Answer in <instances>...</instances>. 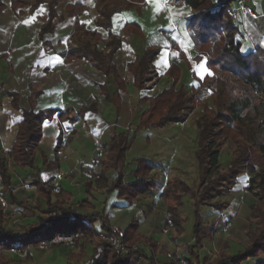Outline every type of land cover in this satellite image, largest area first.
<instances>
[{
	"label": "crops",
	"instance_id": "1",
	"mask_svg": "<svg viewBox=\"0 0 264 264\" xmlns=\"http://www.w3.org/2000/svg\"><path fill=\"white\" fill-rule=\"evenodd\" d=\"M16 1L0 0L4 4L0 10L1 155L5 157L14 147L25 112L47 114L56 111V114L42 125L35 168H23L12 160L7 162L12 176L11 192L17 201L15 203L7 193L11 210H21L25 218H32H24L27 225L14 230L7 227L6 219L0 215L2 227L18 234L38 224L40 216L49 217L48 200L38 190L36 182L51 180L49 186L58 185L61 191L68 194L65 207L73 208L78 214L99 213L108 218L112 227L123 230L137 220L138 233L153 239L160 246L157 254L159 264L171 263L170 255L187 256V246L195 242L197 204L191 194L184 195L180 208L184 220L183 233H178L174 228L168 233L163 232L169 212L168 202L162 193L175 178L165 174L157 162L161 154L155 141L163 134L162 140L172 144L185 121L162 128L138 129L141 117L149 107V103L142 99L148 98V81L151 78L149 73L147 88L140 90L135 86L134 76L128 67L141 58L149 47L156 46L160 52L150 72H157L163 80L162 89L156 95L172 83L166 73L173 63H177L181 69L178 87L184 86L189 92L198 89L200 92V82L213 73L207 67L206 57L196 60L198 55L187 31L188 19L194 13L192 8L186 4L176 6L168 0H160L159 4L155 0H145L138 8L115 13L108 30L98 24L100 14L95 7L96 0H62L56 6V13L63 18L62 21L54 18L55 30L42 35L50 18L49 4L43 2L35 6L36 0H18L23 1L22 4ZM238 1L233 3V7L238 5ZM244 3L259 17L252 18L246 12H239L234 22L240 28L243 50L255 52L258 47L264 49V0H244ZM68 4H80L86 9L78 18H73L68 14ZM76 20L79 28H75ZM134 24L141 34L125 31L127 25ZM86 32L91 35H86ZM112 37L119 40L112 43ZM68 39L72 42L69 43ZM90 51L101 54V57L89 56ZM99 59L104 60L103 67L98 66L103 63ZM114 73H118L119 79ZM12 94L17 95L16 103ZM115 96H119L118 104L113 100ZM60 112L63 116L61 119L68 123L73 133L70 142L56 151L62 129ZM127 133L134 138L126 153L123 183L132 186L139 180L153 178L156 184L151 192L137 195L133 200L122 197L119 190H109L118 177L116 169H109L106 173L108 187L97 184L95 178L83 177L77 171L90 169V161L97 156V144L105 146L102 156L105 157L112 138ZM174 149H169L168 159H184L174 153ZM140 161L144 162L141 169ZM58 174L66 176L58 180ZM242 198H245L246 205L240 204ZM58 200L59 194L54 188L52 202ZM254 200L253 195L245 190L243 182L236 184L233 192L221 200L228 204L224 213L230 216L234 224L230 232L221 226L222 212L209 205L200 206L201 224L207 235L203 247L196 248L202 262L216 260L221 249L235 257L247 249V230L242 232L238 224L243 220L247 222ZM82 202L86 204L79 206ZM95 229L98 231L97 225ZM141 248L150 254L147 246L142 244ZM83 249L80 254L56 245L47 251H39L35 247L23 250L3 249L0 246V264L92 263L96 253L95 241H87ZM131 264L149 263L139 253L133 256ZM242 264H264V253Z\"/></svg>",
	"mask_w": 264,
	"mask_h": 264
},
{
	"label": "trees",
	"instance_id": "2",
	"mask_svg": "<svg viewBox=\"0 0 264 264\" xmlns=\"http://www.w3.org/2000/svg\"><path fill=\"white\" fill-rule=\"evenodd\" d=\"M62 0H36L35 6L47 2L49 4L50 18L42 30V35L55 30L54 18L62 21V17L56 13V6ZM145 0H96V10L99 12L98 24L110 30L111 18L115 13L122 12L133 7H139ZM176 6L186 4L194 11L188 19L187 31L192 38L193 47L197 52L196 60L207 58V67L213 73L211 77L201 81V87L208 85L212 91L214 108L202 104L197 98L198 89L189 92L184 86L178 87L181 69L177 63H173L166 73L172 79L169 87L163 89L158 95L144 98L148 102L147 112L143 113L138 129L162 128L176 122H183L182 112L185 109L203 108V116L198 121L199 149L197 159L200 165L201 184H205L202 190L189 187L184 181L174 179L170 181L162 193V197L168 202V212L171 215L173 228L178 233H183V218L180 208L183 206L182 198L191 194L196 201L197 222L194 227L195 242L187 246V256H183L186 264H242L248 259L259 257L264 253V49L256 48L255 52H245L240 40V28L229 15V9L238 0H222L216 4L212 0H168ZM22 4L23 1H16ZM69 16L78 18L86 7L80 4H68ZM4 4L0 2V10ZM75 28H79L76 20ZM125 31H135L141 34L138 26L127 25ZM86 35H91L86 32ZM119 39L112 37V43ZM74 51V50H73ZM89 56L101 57V54L90 51ZM113 52V49L110 53ZM160 49L156 46L149 47L141 58L129 64V71L134 76V83L140 90L147 88L146 81L150 73L151 65L156 60ZM104 66V60L99 59ZM119 79L118 73H114ZM16 103L17 95L12 94ZM114 102L119 103V96L114 97ZM56 111L50 113L25 112L24 121L19 128L18 137L12 150L3 157L0 153V172L3 175L4 187L13 201L16 198L11 192L12 176L8 168V160H12L19 166L35 168L36 153L39 151V142L42 138V125L46 120L52 119ZM60 120L65 121L60 112ZM133 138L130 134L115 135L112 138L110 149L105 157L100 158L102 171L94 178L102 186L108 187L106 173L109 169H116L118 177L113 181L109 190H119L120 195L133 200L137 195L151 192L156 184L153 178L139 180L135 185H126L124 181V167L126 153L130 150ZM230 139L235 145L233 159L227 171L217 174L220 168V146L223 140ZM71 137L68 139L69 143ZM67 143H65L67 145ZM60 134L56 151L63 147ZM44 161L46 160L43 158ZM144 162L140 161V169ZM151 170L150 166L148 167ZM139 169V170H140ZM216 178H212L214 174ZM245 173L255 174L250 180L247 192H250L256 200L251 206L248 217L250 223L246 231L249 245L245 251L232 256L224 249L218 252L216 260L201 261L196 248L203 247V240L207 238L202 227V219L199 208L209 205L224 212L228 204L226 202H213L212 199L224 194L223 186L233 187L237 179ZM149 174V173H148ZM50 181H37L38 190L48 200L49 217H39V223L23 229L22 233L14 234L6 230L0 224V246L3 249L21 248L29 249L38 240H48L55 235H72L77 232L84 233L88 239L94 238L96 253L93 264H131L133 256L142 253L143 258L149 264H159L157 254L160 246L151 238H145L138 233V221L133 220L124 230L123 243L130 249L122 253L114 249L102 235L93 227L97 219L105 223L107 232L112 233L113 228L107 217L94 213L92 215L78 214L73 208H66L68 194L59 193V200L52 202V193L55 187L49 186ZM82 202L79 206H84ZM74 215L75 219L58 215ZM0 215L2 211L0 210ZM46 231H52V235L41 238ZM93 241V242H94ZM148 247L150 254L142 251L141 245ZM169 264H182L176 255Z\"/></svg>",
	"mask_w": 264,
	"mask_h": 264
},
{
	"label": "rangeland",
	"instance_id": "3",
	"mask_svg": "<svg viewBox=\"0 0 264 264\" xmlns=\"http://www.w3.org/2000/svg\"><path fill=\"white\" fill-rule=\"evenodd\" d=\"M239 12H243V11L239 10L238 13ZM236 15L237 13L234 16L232 15L230 16L234 19ZM68 42L71 43L72 42L71 39H68ZM150 78L151 80L148 81V96H154L162 89L163 80L160 79V76L155 71L150 72ZM185 82L186 81H184V83ZM196 97L200 99L202 104H205L211 108H214L213 101H212V91L208 85H205L204 87H202V89L200 90V92L197 94ZM202 110L203 108H201L200 106L193 110L185 109L182 112V117H184L185 122L183 123L182 126H180L181 132H178L177 134H175L172 144H169L168 142L166 141L164 142V140H162L164 137L163 134H160V136H158L157 139H155V141H157V147H158L157 149L160 150V154H161L158 157L159 161L157 162L160 163L161 167H163L161 169L164 171V173L170 176L172 179L175 178V179H180L184 181L188 186H190L191 188L195 190H202L204 188L203 186L205 185V184H201L203 182H201V179H200L201 170H200L199 161L197 159V151L199 149V133H200V129L197 124H198L199 119H201V117L204 114ZM172 148L173 149L175 148L174 153H176L179 156H183L184 159H179L177 161H174L173 158L168 159V154H170L169 149H172ZM236 149H237L236 145L230 139L222 141V144L220 146V156H219L220 168L217 174H221L229 169L230 164L233 159V150H236ZM163 155H165V157H163ZM14 169L16 170L17 168H14ZM217 174L215 173L212 178H216ZM254 176L255 174H251V173L242 174L238 177L237 184L239 182H243L245 184V190H247V188L250 185V180ZM234 186L229 187L228 185H224L223 190L224 191L226 190L224 194L217 198L212 199V201L217 202V201H221L225 199L227 194H230L231 192H233ZM255 203L256 201L254 200L253 204ZM240 204L246 205L245 198L241 199ZM244 210H246V208ZM2 214L4 218L6 219L7 227L9 229H14V230H19V228H22L24 225H27L25 224L27 222H24L23 220L32 218L31 216H27L25 218L24 215L18 214L16 210L15 211L10 210L7 215H5L3 212ZM222 214L227 216V219L230 223V226H227V224L222 223L221 226L223 227V230L225 229V231L227 232L232 231L234 228V224L232 223L230 216L228 214H225L224 212H222ZM242 218H243V214H242ZM249 226H250V223L248 222V220L247 222L244 220L240 221L238 224V227L242 228V232L243 230H247ZM98 231H99V228H98ZM51 235H52V231H46L43 233L41 238H46ZM241 237L245 239L243 235H241ZM37 250L46 251V250H40V249H37ZM83 250L84 249L82 248L81 251H77V250H73V251H76L77 253L81 254L83 253L82 252Z\"/></svg>",
	"mask_w": 264,
	"mask_h": 264
},
{
	"label": "built area",
	"instance_id": "4",
	"mask_svg": "<svg viewBox=\"0 0 264 264\" xmlns=\"http://www.w3.org/2000/svg\"><path fill=\"white\" fill-rule=\"evenodd\" d=\"M216 4H219L222 0H212ZM241 10L243 12H246L249 16L253 18H258L259 16L257 13L253 12L251 8L245 5L244 0H239L238 5L236 7H233L229 9V14L234 16L238 11ZM61 122L62 129H61V135H62V142L63 145L67 143L68 139L71 137L73 131L68 125L67 122ZM105 146L103 144H97L96 147V152L97 156L93 157V159L90 161V169H78V173L82 175L83 177L87 179H93L95 176L101 173L102 171V164L100 161V158L105 154ZM66 175L58 174L57 179L62 180ZM55 192L59 194L61 192V189L58 185H55ZM7 192L4 187V180H3V175L0 172V210L7 215L8 212L11 210V204L10 201L8 200L7 197ZM18 214L22 215L21 210L16 211ZM58 215L60 217L66 216L69 217L71 220L75 219L74 215H65L63 212H59ZM222 221L224 224H227V226H230V223L227 219L226 215L221 216ZM167 225L163 229L164 233H168L169 230L173 227V222L171 215H167ZM99 228V233L102 235V239L107 241L114 249L122 252V253H127L130 251L131 248L127 247L125 243H123V238H124V230L120 229L118 227H112L113 232L109 233L107 232V229L105 227V223L101 219H97L93 225V227ZM87 241H94V238L88 239L84 233L77 232L72 235L64 236V235H55L53 238L48 239V240H38L36 244L31 245L30 247H35L36 249L40 250H50L52 249L55 245L56 246H64L68 247L69 249L72 250H77L81 251L83 246L86 244ZM29 247V248H30ZM184 256V255H183ZM183 256H179L178 258L181 259L182 264H186L185 260L183 259ZM170 258L173 257V255L169 256ZM93 264V263H90Z\"/></svg>",
	"mask_w": 264,
	"mask_h": 264
},
{
	"label": "snow or ice",
	"instance_id": "5",
	"mask_svg": "<svg viewBox=\"0 0 264 264\" xmlns=\"http://www.w3.org/2000/svg\"><path fill=\"white\" fill-rule=\"evenodd\" d=\"M149 2H153V0H149ZM155 2L157 3V4H159L160 3V0H155ZM210 74V73H209Z\"/></svg>",
	"mask_w": 264,
	"mask_h": 264
}]
</instances>
